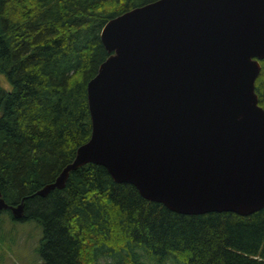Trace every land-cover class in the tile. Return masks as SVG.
I'll list each match as a JSON object with an SVG mask.
<instances>
[{"label":"water","instance_id":"95a60500","mask_svg":"<svg viewBox=\"0 0 264 264\" xmlns=\"http://www.w3.org/2000/svg\"><path fill=\"white\" fill-rule=\"evenodd\" d=\"M110 55L88 82L89 140L37 194L104 166L182 214L264 208V0H155L101 30ZM25 216L24 200L0 210Z\"/></svg>","mask_w":264,"mask_h":264},{"label":"trees","instance_id":"16d2710c","mask_svg":"<svg viewBox=\"0 0 264 264\" xmlns=\"http://www.w3.org/2000/svg\"><path fill=\"white\" fill-rule=\"evenodd\" d=\"M155 0H0V190L43 228L42 264H264V208L182 214L116 182L104 166L71 171L92 132L87 85L110 53L105 23ZM256 79L264 108V59ZM5 210H0V214Z\"/></svg>","mask_w":264,"mask_h":264},{"label":"rangeland","instance_id":"374dc122","mask_svg":"<svg viewBox=\"0 0 264 264\" xmlns=\"http://www.w3.org/2000/svg\"><path fill=\"white\" fill-rule=\"evenodd\" d=\"M2 84L9 88L4 76ZM43 238L42 225L36 220L15 221L9 211L0 214V264H42L38 252Z\"/></svg>","mask_w":264,"mask_h":264}]
</instances>
